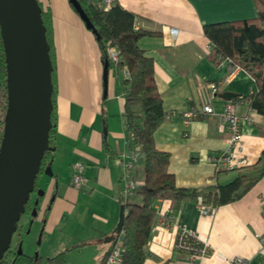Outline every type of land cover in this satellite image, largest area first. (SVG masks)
I'll use <instances>...</instances> for the list:
<instances>
[{
  "label": "crops",
  "instance_id": "1",
  "mask_svg": "<svg viewBox=\"0 0 264 264\" xmlns=\"http://www.w3.org/2000/svg\"><path fill=\"white\" fill-rule=\"evenodd\" d=\"M37 1L50 15L53 60L54 154L44 166L51 171L52 198L42 211V231L54 236L48 256L83 239L86 243L65 251L61 264H103L118 219L120 188L126 178H133V169L123 167L131 150L122 116L123 90L115 69H104L93 34L68 1ZM115 2L135 15L137 29L149 33L138 38L137 46L152 60L163 111L183 112L207 101L215 112L189 123L179 117L164 118L154 130V145L168 152L167 170L175 185L202 187L235 176L239 169L215 168L209 159L229 136L218 114L226 101L253 93L256 85L239 67L211 62L212 45L202 25L254 17L252 0ZM208 83L216 86L211 98ZM225 93L232 96L222 97ZM239 99L235 111L241 148L253 163L264 148V116L249 108L247 98ZM76 161L82 163L85 178L78 187L71 181ZM140 176L136 170L134 180ZM153 206L144 245L146 264L184 263L187 254L173 246L175 221L206 242L199 264H220L223 256L233 255L250 264H264V174L240 197L211 206L210 211L191 198L158 197Z\"/></svg>",
  "mask_w": 264,
  "mask_h": 264
},
{
  "label": "trees",
  "instance_id": "2",
  "mask_svg": "<svg viewBox=\"0 0 264 264\" xmlns=\"http://www.w3.org/2000/svg\"><path fill=\"white\" fill-rule=\"evenodd\" d=\"M93 27L90 31L97 43L100 59L106 70L113 67L118 73L123 90V112L128 145L136 147L139 165L134 163L131 179L135 171L141 174L140 181L134 183L130 194H123L120 188L119 202L123 204V219L120 231L114 232L104 259L112 245L120 249L121 264H146L144 245L149 238L150 225L154 215V200L170 197L173 200L191 198L202 206H217L240 197L261 175L264 174V148L257 159L240 166V171L223 182L202 187L176 186L171 172L167 170L168 152L157 149L153 142V132L161 124L166 113L162 109L161 98L153 78V65L150 57L137 46L139 37L149 34L134 29L135 15L114 2L107 10L98 6L95 0H77ZM255 16L247 19L219 21L202 25L204 37L212 45L211 62L220 64L228 59L231 65L244 70L254 81L256 90L244 97L248 106L264 116V0H252ZM39 5V3H38ZM40 7V15L45 26V37L49 45L51 61V83L53 75L52 47L50 40V15ZM72 8V7H71ZM115 47L118 61L109 62L106 48ZM127 77L122 76V70ZM3 46L0 38V140L6 111V85ZM54 91V90H53ZM53 91L51 127L48 132V147L43 153L39 172H43L46 160L54 154L55 116ZM137 162V161H136ZM229 170V169H224ZM35 187V185H34ZM23 223L17 225L14 244H9L0 256V264H42V256L24 253L21 249ZM26 231V227H24ZM86 243L80 240L70 243L52 256H43L45 264H61L65 251ZM20 246V251H17Z\"/></svg>",
  "mask_w": 264,
  "mask_h": 264
},
{
  "label": "water",
  "instance_id": "3",
  "mask_svg": "<svg viewBox=\"0 0 264 264\" xmlns=\"http://www.w3.org/2000/svg\"><path fill=\"white\" fill-rule=\"evenodd\" d=\"M67 1L84 26L93 31L77 0ZM11 16L17 19L15 25ZM0 38L6 73V111L0 140L1 256L33 191L51 127L52 66L38 1L0 0ZM231 96L222 95L227 99ZM48 170L46 166L43 172L51 174ZM123 209L120 203L115 232L120 231ZM32 213H36L35 207Z\"/></svg>",
  "mask_w": 264,
  "mask_h": 264
},
{
  "label": "built area",
  "instance_id": "4",
  "mask_svg": "<svg viewBox=\"0 0 264 264\" xmlns=\"http://www.w3.org/2000/svg\"><path fill=\"white\" fill-rule=\"evenodd\" d=\"M95 1L103 10L109 9L115 2V0ZM136 26V23H134V29L137 28ZM171 32H173L172 29ZM106 57L110 63L115 64L118 61V51L116 48L112 46L107 47ZM221 63H229V60L224 59ZM127 75V71L123 69L122 76L127 77ZM208 89V98H211L216 91V86L214 83H208ZM238 100L240 99L226 101L221 112L218 114L219 119L224 123V127L228 131L229 136L225 140L224 147L219 152L209 155V159L213 162L215 168L234 169L251 163L249 157L242 152L241 148L240 118L235 111V101ZM213 115H215V112L211 105L206 101L199 107H191L187 111L166 113L165 118L179 117L184 123H189L198 116L211 117ZM136 149L137 148L134 147L130 150L128 159L123 163L125 169H130L133 166V162L137 160L138 153ZM82 167V163L79 161L74 162L71 166V181L74 187L80 186L85 181V178L82 175ZM139 181L140 180L135 181L134 179L126 178L122 189L123 194H130L134 183H138ZM200 207L204 211H210L211 209V206L201 205ZM174 224L175 236L173 239V246L187 254V258L184 260L183 264H199L201 258L206 253V242L195 230L186 227L182 222L175 221ZM219 262L220 264H250L246 258L239 255L223 256ZM103 264H121L120 249L117 244L112 245Z\"/></svg>",
  "mask_w": 264,
  "mask_h": 264
},
{
  "label": "rangeland",
  "instance_id": "5",
  "mask_svg": "<svg viewBox=\"0 0 264 264\" xmlns=\"http://www.w3.org/2000/svg\"><path fill=\"white\" fill-rule=\"evenodd\" d=\"M48 171H50V169ZM50 175L51 174L45 172L37 173L34 184L37 190L29 193L33 203L37 202L44 204L47 201L50 202L52 198L48 185L51 181ZM38 190H42V193H38ZM33 208L34 206L31 207L29 213H21L19 217V222L25 224L27 228L26 232L22 230L20 233L22 237L21 249L24 253L42 256V264H45L46 259H44L43 256L46 258L52 253L54 246H51V241L54 236H49L42 231V210H36L34 214L32 213ZM54 232H56V229ZM16 236L17 234L15 231L11 236V245L15 243Z\"/></svg>",
  "mask_w": 264,
  "mask_h": 264
},
{
  "label": "flooded vegetation",
  "instance_id": "6",
  "mask_svg": "<svg viewBox=\"0 0 264 264\" xmlns=\"http://www.w3.org/2000/svg\"><path fill=\"white\" fill-rule=\"evenodd\" d=\"M37 190V188H33V191H36ZM32 192V191H31ZM32 206H34L35 208H36V210H42L43 211V209H45L46 207H48L49 206V201H47L46 203H44V204H42V203H37V202H34L33 203V201H32V199H30V195H29V198H28V200L25 202V204H24V211H23V213H29L30 212V210H31V207ZM21 215V214H20ZM19 224H21L20 222H19V219H18V221H17V223H16V229H15V231H16V234H17V225H19ZM23 225H25V224H23ZM24 227H26V225L25 226H23V227H21V229L19 230V232H21L22 230H25L24 229ZM14 231V232H15ZM22 238V237H21Z\"/></svg>",
  "mask_w": 264,
  "mask_h": 264
},
{
  "label": "bare ground",
  "instance_id": "7",
  "mask_svg": "<svg viewBox=\"0 0 264 264\" xmlns=\"http://www.w3.org/2000/svg\"><path fill=\"white\" fill-rule=\"evenodd\" d=\"M16 21H17L16 17L11 16V23H12L13 25L16 24Z\"/></svg>",
  "mask_w": 264,
  "mask_h": 264
}]
</instances>
